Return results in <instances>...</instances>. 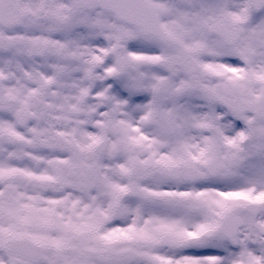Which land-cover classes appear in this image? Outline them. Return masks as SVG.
Here are the masks:
<instances>
[{"label": "snow or ice", "instance_id": "snow-or-ice-1", "mask_svg": "<svg viewBox=\"0 0 264 264\" xmlns=\"http://www.w3.org/2000/svg\"><path fill=\"white\" fill-rule=\"evenodd\" d=\"M0 264H264V0H0Z\"/></svg>", "mask_w": 264, "mask_h": 264}]
</instances>
